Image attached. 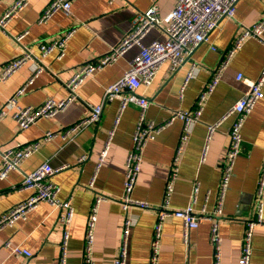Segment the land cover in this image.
Listing matches in <instances>:
<instances>
[{
  "label": "crops",
  "instance_id": "1",
  "mask_svg": "<svg viewBox=\"0 0 264 264\" xmlns=\"http://www.w3.org/2000/svg\"><path fill=\"white\" fill-rule=\"evenodd\" d=\"M68 14L59 11L46 22L38 23L48 0H29L27 6L0 31V70L10 60L27 53L25 65L0 83V109L17 96L22 108L36 107L47 99L62 100L68 96L65 87L83 63L95 61L110 51L132 30L134 17L145 12L152 0H68ZM157 15L164 18L173 8L174 0H156ZM14 0H0V16ZM233 20L223 19L208 36L209 41L186 57L181 67L170 73L165 63L148 87L137 92L149 102L145 119L156 125L165 124L177 111L195 113V102L213 70L224 58L225 51L239 36L243 27H250L264 17V0H239ZM72 31L64 55L58 60L54 53L40 55L38 45ZM19 38V40H16ZM162 27H153L142 43L164 40ZM262 40L245 39L223 67L213 91L206 97L198 119L188 125V139L179 156V171L169 197V209L186 207L195 195L193 211L212 213L217 204L222 160L228 146L231 118L226 112L247 92V84L259 78L264 68V31ZM138 47L124 52L112 65L97 69L75 90L76 98L61 112L20 130L6 111L0 119V154L17 145L40 141L38 151L0 178V215L26 200L31 190L20 185L23 176L43 163L58 169L50 180L59 188L58 199H70L72 223L66 248V264H82L87 216L97 195L103 200L97 208L93 232V264H112L124 244L126 264H149L150 243L156 215L163 205L177 141L185 131L183 122L174 118L153 135L142 151L141 170L131 199L150 205V209H122L125 160L132 148V135L139 110L127 106L119 110L118 100L103 102L105 89L115 83L128 69ZM190 78L185 83L187 74ZM242 74L238 81L236 76ZM263 96L243 121L241 151L236 158L229 185L218 217L221 237V264H238L245 222L255 218L257 185L264 165V83ZM102 105L98 122L65 135L67 128L90 113L89 106ZM220 123L207 142L201 161L208 127ZM46 132L55 134L42 141ZM111 135L109 136V134ZM105 153L101 157L102 153ZM1 161V155H0ZM197 187L196 193L194 188ZM262 222L253 228L249 264H264V190ZM60 209L41 203L24 219L0 230V264H18L5 243L31 252L27 264H58L63 225ZM130 220L123 235L125 219ZM211 221H203L189 231L187 242L182 238V222L166 217L160 238L158 264H213L210 243Z\"/></svg>",
  "mask_w": 264,
  "mask_h": 264
},
{
  "label": "built area",
  "instance_id": "2",
  "mask_svg": "<svg viewBox=\"0 0 264 264\" xmlns=\"http://www.w3.org/2000/svg\"><path fill=\"white\" fill-rule=\"evenodd\" d=\"M29 0H14L5 12L0 16V31L4 30L7 23L15 19L17 15L27 6ZM112 4L113 0H107ZM174 8L167 13L164 18L160 19L157 15L156 0H152L153 4L145 12L134 17L133 27L118 44L110 51L101 55L95 61L90 63H83L79 66L77 71L72 75L73 77L66 82L65 87L68 96L62 100L47 99L41 105L36 107L22 108L18 105L17 96L23 92V89L18 90L15 96L8 99V102L0 109V119L4 117L6 111L11 113V118L17 125L18 129H27L30 125L36 123L43 118H49L56 113L61 112L68 106L75 98V90L87 77H89L97 69L112 65L115 61L127 50L133 46L138 47V51L133 55L128 69L123 75L109 85L104 91L103 102H110L118 100L119 110L122 111L125 107L131 105L136 106L139 110L138 118L135 123V130L132 135V148L126 156L125 172L123 179V194L120 198L122 209L125 211L129 208H140L143 210L150 209V205L140 201L131 199V193L136 186V178L141 170L142 151L146 142L159 133L174 118L180 119L185 127V131L180 135L177 141V148L172 159L167 183L164 190V202L157 213L156 222L153 227V238L150 243L149 250V264H158L160 238L163 222L166 217H175L182 222V238L187 242L189 238V231L196 228L203 221H211L210 226V243L213 250V264H221L220 243L221 237L218 234V217L221 216L222 204L225 199V193L229 185L230 176L238 157L241 148V130L242 124L247 114L253 109L254 104L263 96L264 83V68L258 79L247 84V92L244 93L230 108L224 118H231L230 129L228 131V146L225 151L220 184L217 191V206L212 213L205 214L204 212L196 214L193 211V203L195 202V195L192 196L191 202L182 209H169V197L173 191L175 179L179 171V156L185 147L188 139L187 129L188 125L198 119L203 108L206 97L213 91L214 86L218 82L223 67L228 63L231 56L240 48L242 42L247 38H255L262 40V32L264 31V17L256 24L250 27H243L239 36L233 41L232 45L225 51L224 58L221 63L213 70V75L210 81L205 85V88L198 95L195 102V113L193 116L189 112L177 111L165 124L156 125L153 122H148L145 119L146 109L149 106L148 100L137 92L141 86L148 87L158 74V70L165 63L168 64L169 72L172 73L178 70L184 63L186 57L198 48L204 42L209 41V34L218 27L221 20H233L236 5L239 0H174ZM71 4L68 0H48L46 6L43 8L38 23L46 22L56 12L62 11L66 14L70 12ZM153 27H162L164 31V40H153L148 44H143V37ZM72 31L60 35L59 38L51 41H44L38 45V50L41 57L47 54L54 53L56 58L64 55L68 38ZM16 40H19L17 38ZM29 56L24 53L17 58L8 61L0 70V83L7 81L8 77L25 65ZM191 72L187 74L185 83L190 78ZM238 81L243 79L242 74L236 76ZM102 105L89 106V115L67 128L65 135L69 133H76L81 128L98 122L101 115ZM220 123L210 125L208 127V134L205 141L201 161L204 160L207 142L212 132L218 127ZM55 134L46 132L42 141L51 139ZM111 133L109 134V136ZM40 141L27 142L26 144L17 145L3 151L0 161V178H4L10 170L18 168V165L23 160H26L32 154L38 151ZM104 152L101 157L104 156ZM63 168L55 169L48 163L39 165L36 169L23 176L21 182L22 188L31 190L29 197L13 206L9 211L0 215V230L4 227H11L17 220L24 219L29 211L35 209L41 203H48L51 206L60 209L59 219L63 225L62 242L60 244V258L58 264H66V248L69 237V226L72 223L73 208L70 199L61 201L58 199L59 188L54 184L50 177ZM264 190V165L257 185L256 192V211L255 218L245 222L244 235L241 244V255L238 264H249L251 258V242L253 228L262 222V194ZM197 187L194 188L196 193ZM103 200L101 195H97L94 199V204L87 216L85 225L84 237L85 244L82 252V264H93L92 245L93 232L97 222V208ZM130 220L125 219L123 224V235H127ZM10 251V254L21 258L18 264H27L30 260L31 252L21 248L17 245H11L7 242L4 245ZM119 255L113 259L112 264H126L125 246L122 245Z\"/></svg>",
  "mask_w": 264,
  "mask_h": 264
}]
</instances>
